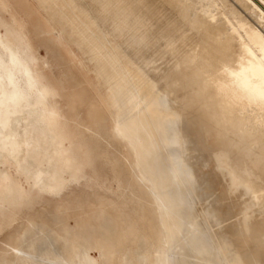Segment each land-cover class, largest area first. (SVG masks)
<instances>
[{"label":"bare ground","instance_id":"6f19581e","mask_svg":"<svg viewBox=\"0 0 264 264\" xmlns=\"http://www.w3.org/2000/svg\"><path fill=\"white\" fill-rule=\"evenodd\" d=\"M40 1L50 27L55 25L52 17L58 21L60 32L61 26L68 28L70 36L88 44L90 51L99 43L105 44L113 61L105 60L107 69L103 64L97 69L111 80L123 73L121 80L130 106L150 109L153 129L145 115L136 119L137 126H146L147 137L153 142L156 133L162 146L172 147L166 151V160L172 180L184 187L178 192L179 203L174 204L185 206L196 220L198 242L207 255V264H264V230L250 227L252 214L247 212L254 206L264 211V0ZM0 7L12 19L0 15V184L6 185L0 192V208L5 209L4 205L14 207L21 198L12 166L18 177L29 179L34 188L48 194L58 193L73 178L65 171L69 159L64 153L69 144L48 106V93L32 73L31 47L17 30L7 0H0ZM63 44L70 45L68 41ZM162 90H171L172 100L164 101ZM117 119L114 115L118 132L124 133L128 127L118 126ZM205 135L214 138L221 153L220 168L230 175L225 191L241 190L249 196L245 211L238 207L243 201L238 206L231 204L244 212L239 224L245 231L236 229V234L249 233L244 239H234L238 238L237 244L242 240L238 250H231L226 241L212 245L203 222L197 220L200 213L194 210L193 195L201 190L207 175L196 174L197 164L206 159V151L202 157L205 147L199 141ZM180 144L184 156L191 152L184 162L180 154L172 152ZM260 201L263 205L258 206ZM256 210V218H261ZM209 215L214 217L215 212ZM256 215L253 213V218ZM255 237L257 241L249 242ZM247 241L254 244L248 252ZM24 262L19 256L11 264ZM48 264H96V260L76 251L68 259L60 257Z\"/></svg>","mask_w":264,"mask_h":264},{"label":"rangeland","instance_id":"374dc122","mask_svg":"<svg viewBox=\"0 0 264 264\" xmlns=\"http://www.w3.org/2000/svg\"><path fill=\"white\" fill-rule=\"evenodd\" d=\"M7 5L16 17L14 25L31 47L33 76L48 93V106L69 144L64 153L69 159L65 171L73 180L58 193L48 194L34 188L29 179L18 177L15 167H10L21 198L14 207L0 208V264H11L19 256L24 264H48L60 257L68 259L76 251L89 254L96 264H207V255L198 242L196 220L188 215L185 206L174 204L179 203L178 192L184 187L172 180L165 156L172 147L162 146L156 133L155 144L147 137L146 126L138 128L137 118L145 115L151 128L154 120L150 109L130 106L121 80L123 73L115 74L111 80L97 69L99 64L107 69L105 60L113 61L109 48L99 43L95 51H90L88 44L70 36L68 28L61 26L60 32L58 21L52 17L55 25L50 27L40 0H7ZM0 9V15L3 13L11 21L9 14ZM8 37L12 41L10 34ZM65 41L70 45H64ZM115 67L120 70L119 62ZM164 91L160 97L172 100L173 92ZM114 115L122 120L117 121L118 126L128 127L124 133L118 132ZM199 141L205 147L202 157L206 151V159L197 164L196 174H207V178L202 179L201 190L193 195L194 210L200 213L197 220L203 222L212 245L226 241L231 250H238L243 244L242 240L236 243L238 238L234 240L240 233L237 235L236 229L244 228L239 224L244 212L238 207L245 211L249 196L241 190L225 191L230 175L220 168V149L212 136H202ZM179 147L171 151L180 154L184 162L191 152L184 156L183 146L181 152ZM158 154L160 159L156 158ZM5 186L0 184L1 193ZM252 208L247 211L252 214L250 227L264 230V211L257 206ZM256 209L263 219L256 218ZM211 211L215 212L214 217L209 215ZM245 234L240 236L244 239L249 233ZM253 239L249 242L258 240ZM249 242L247 252L254 245Z\"/></svg>","mask_w":264,"mask_h":264}]
</instances>
